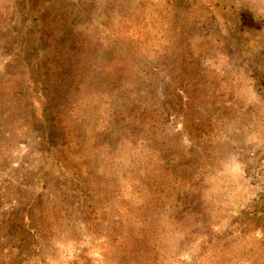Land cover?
<instances>
[{
    "label": "rangeland",
    "instance_id": "1",
    "mask_svg": "<svg viewBox=\"0 0 264 264\" xmlns=\"http://www.w3.org/2000/svg\"><path fill=\"white\" fill-rule=\"evenodd\" d=\"M62 1L63 8L73 14L74 34H85L93 41L89 49L67 50L81 70L93 65L91 49L95 48V64L101 72L108 68L152 72L154 78L146 85L155 98L144 105L146 93L141 91V99L135 101H144L143 111L157 110L158 132L190 156L185 160L190 181L182 184L180 179L171 181L172 177L162 182L155 175L150 188L145 165L135 162L137 149L131 140L136 138L130 130L126 140L114 145L117 152L122 150L117 166L107 159L90 161L97 145L106 152L117 142L115 133H123L101 130L116 122L109 113L120 100L118 85H104L102 96L75 88L73 97L70 77L63 74V85L53 84L59 92L52 89V103L47 100L49 114L41 115L38 125L12 120L16 104L0 102V264H84L88 260L135 264L121 248L118 234L135 233L133 218L142 215L147 198L163 200L160 211L172 213L175 187L187 210L202 213V224L189 233L190 245L182 235L159 241L165 248L157 250L167 262L264 264V0H177L164 15L160 0ZM5 6L11 8L6 17L15 21L18 12L13 0H0V15L6 13ZM144 14L150 16L152 28L142 24L128 30L129 23L117 29V37L105 25L110 20L124 25L125 19ZM169 15L175 17L171 26L176 23V31L184 30L185 45L190 42L191 48H177L178 42L172 46L173 39L164 28ZM11 24L4 30L12 39ZM144 32L152 44L131 47L129 43L137 36L140 42ZM238 38L245 44L240 45ZM14 44L9 40L0 47L2 85L13 74ZM69 71L72 78L74 71ZM56 109L69 119L74 117L73 124L80 130H56L48 122L54 121ZM67 138L71 148L66 146ZM159 159L156 152L155 173L162 167ZM174 163L168 154L166 168ZM110 166L114 180L109 177L107 183L116 199L107 203L106 193L99 195L95 225L88 228L84 212L91 203L84 184L97 176L105 181ZM20 226H25L27 236L18 237Z\"/></svg>",
    "mask_w": 264,
    "mask_h": 264
},
{
    "label": "trees",
    "instance_id": "2",
    "mask_svg": "<svg viewBox=\"0 0 264 264\" xmlns=\"http://www.w3.org/2000/svg\"><path fill=\"white\" fill-rule=\"evenodd\" d=\"M175 1L177 0H160L163 3L161 14L164 15L169 8L174 7ZM65 4L62 0H13V8L18 12L17 19L14 21V19L10 20L6 17L11 10L10 6H5L4 11L6 13L0 15V47L4 43L6 45L9 44V40L15 41V44L11 46V56L13 59L11 66L14 69L12 77L3 85L0 83V102L16 104V108L10 114V118L23 122L28 121L34 126L35 124H40L41 115L44 114L46 116L49 114L50 104L47 100L52 103L50 101L51 90L59 92L58 88L63 85V74L70 77L68 83L72 89L71 95L73 97L77 95L75 88H80L87 93L90 92V95L96 96L99 94L102 96L104 85H118L119 94L117 96L120 100L113 106L114 112L112 114L109 113L112 117L111 119L116 122L104 125L101 130H123V133H115L117 135V142L107 147L106 152L103 151V146L97 145V148H95L96 154H90L89 160L99 163L103 159H107L112 162V166H117V162L121 161L120 153L122 150L120 149L117 152V148L114 145L119 144L122 140H126L129 136L126 130H130L129 133H132V136L136 138L131 140V143L137 149L136 155L138 160H135V162L142 166L145 165L143 172L146 177V183L150 188L155 175L162 182L165 179L175 177L171 181L174 179L178 181L180 179L182 184H187L190 178L186 174L188 162L185 163V160L190 156L181 151V147L177 142L171 141L165 134L158 132V121L160 118L157 114L158 111H143V106L140 104L144 101L142 103H136L135 101L136 97L141 99V91H145L146 93L144 105L148 104L147 101L155 98V94L151 92V88L149 89L146 85V82L152 81L154 78L152 72L145 68L141 71L126 68L120 72L108 68L101 72L100 68L95 64V48L91 49L93 65H90L89 69L85 68L81 70L77 66L75 58V62H71L67 50H72L73 47L75 51L79 48L89 49L94 45H91L93 41L89 36L74 34L75 23L73 14H70V9L63 8L62 5ZM139 4L141 8L143 1ZM59 6L60 9L57 8ZM120 7H123V5H120ZM123 13L125 12L121 14ZM136 15L139 16V14ZM166 19L164 28L167 29L168 38L172 37L173 39L172 46L178 42L177 48L184 50L187 47L191 48L190 42L188 45H185L187 40L185 39V34H183L184 30L176 31L174 28L176 23L173 27L171 26V22L174 21L175 17L169 15ZM9 22H12L11 30L14 36L12 39L8 36V32L4 30L5 27H8ZM129 23L130 26L126 28L128 30H134L135 25L142 24H144V28L146 26L152 28L149 27L151 24L150 16L146 17L145 14L136 18L132 17L129 20L125 19L124 25L121 21L116 25V20H110L105 25L119 37L117 29H123ZM169 27L170 29H168ZM81 38L84 39L86 44L81 41ZM243 39L248 43L249 41L251 42L250 37L246 38L243 36ZM135 40L129 44L131 47L134 46L137 49H139V45L145 47L152 44L150 42V35L147 32L141 34L140 42L138 36ZM244 40L238 38L240 45L245 44ZM131 53L130 59L133 60L135 56L133 52ZM163 55L168 56L169 54L165 53ZM113 57L118 59L119 55L115 53ZM70 68L74 71L72 78L69 71ZM133 83L136 85L135 88ZM5 85H7L6 88L3 87ZM73 118L69 119L59 109H56L54 121L48 122L54 124L56 130H65V132L67 130H80L79 126L76 128L77 125L73 124ZM62 134L66 135L65 133ZM67 135L69 136V134ZM106 137L109 140L111 139L110 135H106ZM43 138L46 140L47 136L43 135ZM68 138L75 139L76 137L70 138L69 136ZM68 138L66 146L71 148L72 141ZM156 152L160 154L158 161L162 165L160 171L157 173L152 169V165L157 162L155 160ZM168 154L172 155L175 162L171 169L165 166ZM98 171L99 167L96 173ZM124 171L125 173L130 172L133 174V171H130L128 168H124ZM109 177L114 180V170L111 166L107 170V179L105 181H102L97 176L95 180H86V184H84L85 182L83 183L85 191H87L88 201L91 203L84 212L88 228H91L93 224L95 225L96 217L94 211L97 210L101 202L99 195L102 196L106 193L105 198L107 203H112L116 199L112 188L107 183ZM176 184L177 186H181L179 183ZM174 189L177 193L172 195L175 204L174 206L172 205V213L160 211L163 208V200L158 201L157 199L147 198L145 199L146 208L141 213L142 215H136L133 218L135 219L133 222V231L135 233H132L129 237L118 234L121 248L124 252H128L127 256L133 259L135 264H138L137 262L141 264H176L172 259L167 262L165 254L163 255L161 254V250H157L158 246L162 250L165 248L159 241L166 237L174 239L176 236L182 235L184 243L190 245L192 238L189 233L196 232L195 229L202 224L200 222V215L202 213L198 210L195 212L187 210L179 196V189L177 187ZM93 215L94 218L92 220ZM24 227L20 226L16 230L19 232L18 237L27 236ZM24 242L28 243L27 238H25ZM174 249L178 250L179 248L175 246ZM84 264L92 263L88 260Z\"/></svg>",
    "mask_w": 264,
    "mask_h": 264
}]
</instances>
